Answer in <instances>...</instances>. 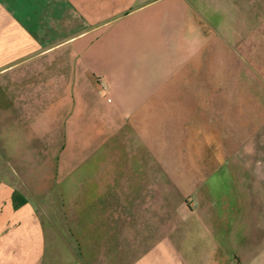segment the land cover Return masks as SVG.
Returning <instances> with one entry per match:
<instances>
[{
  "label": "crops",
  "instance_id": "0c3cea01",
  "mask_svg": "<svg viewBox=\"0 0 264 264\" xmlns=\"http://www.w3.org/2000/svg\"><path fill=\"white\" fill-rule=\"evenodd\" d=\"M0 264H264V0H0Z\"/></svg>",
  "mask_w": 264,
  "mask_h": 264
}]
</instances>
